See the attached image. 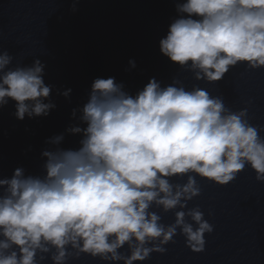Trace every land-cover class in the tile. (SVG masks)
I'll list each match as a JSON object with an SVG mask.
<instances>
[{
	"label": "clouds",
	"instance_id": "9594fccd",
	"mask_svg": "<svg viewBox=\"0 0 264 264\" xmlns=\"http://www.w3.org/2000/svg\"><path fill=\"white\" fill-rule=\"evenodd\" d=\"M174 9L159 52L194 81L264 70V0H174ZM13 59L0 51V109L12 103L19 121L49 116L57 105L46 63ZM56 92L68 99L72 89ZM71 120L44 141L38 174L17 166L0 176V264H145L177 235L201 253L214 225L188 207L202 193L197 177L223 187L248 167L264 183V125L178 76L150 77L134 94L115 77L94 78ZM68 135L77 147L62 146Z\"/></svg>",
	"mask_w": 264,
	"mask_h": 264
},
{
	"label": "water",
	"instance_id": "95a60500",
	"mask_svg": "<svg viewBox=\"0 0 264 264\" xmlns=\"http://www.w3.org/2000/svg\"><path fill=\"white\" fill-rule=\"evenodd\" d=\"M72 3L0 0V51L14 57L13 66L30 65L35 58L45 62V81L55 86L57 105L47 117L23 121L12 115V103L0 109V176H10L17 166L40 172L44 141L72 122V109L86 101L97 77H115L134 94L150 77L167 84L178 76L188 88L199 83L212 95H222L233 111L247 107L251 123L264 125V70L238 66L224 80L204 84L160 54L159 40L176 15L174 0H79L75 12ZM130 59L136 68L127 70ZM67 88L72 89L68 99L56 92ZM78 140L68 135L62 146L75 148ZM197 179L202 193L188 207L199 205L214 225L205 235V251L192 252L177 235L165 254L153 253L145 264H264V183L248 167L223 187ZM161 214L165 224L174 222V213ZM73 264L100 262L82 257Z\"/></svg>",
	"mask_w": 264,
	"mask_h": 264
}]
</instances>
